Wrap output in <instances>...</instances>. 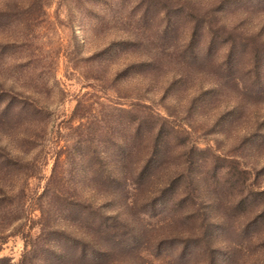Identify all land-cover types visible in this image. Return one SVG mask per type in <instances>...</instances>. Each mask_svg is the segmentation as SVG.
I'll return each mask as SVG.
<instances>
[{"label": "rangeland", "instance_id": "rangeland-1", "mask_svg": "<svg viewBox=\"0 0 264 264\" xmlns=\"http://www.w3.org/2000/svg\"><path fill=\"white\" fill-rule=\"evenodd\" d=\"M255 187L264 0H0V264H205Z\"/></svg>", "mask_w": 264, "mask_h": 264}, {"label": "trees", "instance_id": "trees-1", "mask_svg": "<svg viewBox=\"0 0 264 264\" xmlns=\"http://www.w3.org/2000/svg\"><path fill=\"white\" fill-rule=\"evenodd\" d=\"M242 171L248 172L245 169ZM262 171L263 168L255 169V185ZM246 204L251 206V215L248 217L243 216L240 221V216L244 213ZM252 208L256 211L252 212ZM229 209L234 218L237 216V221L231 231L233 238L230 242L224 244L225 250L221 256L217 254V250L215 251L212 248L211 240L214 232L218 231L219 234L222 232L221 229L224 228L223 223L221 224L220 222L215 227L209 223L207 218L203 219L202 240L206 256L205 264H219V258L221 264H264V187L252 188L250 193H246V195L238 193ZM224 219H222V222H224ZM218 227H220V230H217ZM221 236H224V234L222 233Z\"/></svg>", "mask_w": 264, "mask_h": 264}]
</instances>
